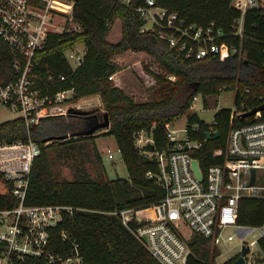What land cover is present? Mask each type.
<instances>
[{
    "label": "trees",
    "instance_id": "obj_1",
    "mask_svg": "<svg viewBox=\"0 0 264 264\" xmlns=\"http://www.w3.org/2000/svg\"><path fill=\"white\" fill-rule=\"evenodd\" d=\"M74 1V20L80 30L51 33L38 53L40 67L43 71L50 70L53 75L48 82L52 93L73 89L75 101L99 93L104 109L93 114L43 116L31 124L18 116L0 123V141L32 139L41 147L30 175L25 198L27 205L64 204L79 208L72 214H65L57 225L49 228L53 253L63 257L74 255L76 244L78 254L84 259L81 264H160L134 233L143 225L151 205L165 194L157 179L159 162L155 157H148L146 151L166 147L169 144L166 122L187 113L190 137L203 141L197 152L202 164L222 161L231 127L242 125L252 117L236 116L231 123L232 110L221 108L209 124L190 111L192 101L200 94L207 106V96L236 89V108H240L242 102L250 108L264 103V6L245 13L244 35L240 37L235 34V21L241 17V11L232 5L233 0H155L158 6L178 13L189 24L207 27L214 22L224 32L221 41L241 50V54H232L225 60L218 57L198 60L171 48L159 29L141 31L145 22L137 8L145 5L146 0H131L128 4L122 0ZM116 18L122 22V39L114 43L107 36ZM79 42L85 45V53L79 66L73 68L65 51ZM128 50L153 55L165 72L156 73L145 66L156 79V84L151 86L153 94L147 100H136L109 78L120 69L113 57ZM10 66L9 48L0 38V79L4 82L8 79L6 74ZM170 75L176 79H169ZM61 76L65 78L61 79ZM144 82L151 81L144 79ZM247 88L249 92H245ZM105 115L109 126L98 129H105L101 133L97 130L89 134L90 128L105 121ZM194 124L199 125L198 131L191 129ZM143 130L152 136L154 143L142 148L136 144V136ZM211 130L220 134L205 141L206 132ZM101 135L114 136L128 170L127 178L108 177L96 145L94 152L99 163L96 175L79 168L73 179L58 174L52 165L50 147L56 143H71L68 147L74 151L77 145L73 143L79 139L94 141ZM14 204L16 200L12 195L0 192V208ZM127 209L134 211V218L128 224L124 223L121 214ZM237 221L250 226L263 225L264 199L243 197L239 202ZM62 231L67 234L66 238L62 237ZM258 247L264 255V235L258 239ZM191 250L188 264H219L220 250L210 239L194 235ZM234 260L231 257L220 264H234ZM13 261V264H47L45 259L38 257L25 260L15 257Z\"/></svg>",
    "mask_w": 264,
    "mask_h": 264
},
{
    "label": "built area",
    "instance_id": "obj_2",
    "mask_svg": "<svg viewBox=\"0 0 264 264\" xmlns=\"http://www.w3.org/2000/svg\"><path fill=\"white\" fill-rule=\"evenodd\" d=\"M122 1L128 4L131 0ZM232 5L241 11V17L235 21V34L243 37L245 13L264 6V0H233ZM74 6V0H0V38L9 48L11 61L6 74L8 79L6 82L0 79V106L20 112L27 124L36 123L43 116L66 115L72 113L71 109L82 107L72 99L73 89L51 92L48 82L53 75L50 70H42L38 56L51 33L80 30L74 20ZM137 11L145 22L142 32L159 29L169 46L187 58L225 60L232 54H241L236 45L221 41L224 32L214 22L207 27L189 24L178 13L158 6L155 0H146ZM84 53L85 49L80 48L65 51L69 62L70 58L74 59L73 68L79 66ZM109 78L116 81L114 74ZM169 79L174 81L176 76L170 75ZM198 96L200 94L194 97L191 108ZM251 109L242 102L240 108L232 110L231 123L236 116L252 119L231 127L220 163L202 164L197 152L203 141L192 139L187 125L173 127L174 121L165 124L169 144L162 149L146 151L148 157H155L159 162L157 179L165 194L151 205L143 225L134 233L160 264H188L191 242L196 234L210 239L220 254L224 244L236 241L240 248L235 258L241 255L244 246H248L245 264H264L260 249L256 254L252 250L253 242L245 240L255 229L260 232L259 238L262 237L264 224L250 226L237 221L243 197L264 199V110L244 116ZM191 129L198 131L199 125L194 124ZM148 143H154L152 136L140 131L136 144L143 148ZM40 153L39 143L32 139L0 141V192L16 200L12 207L0 208V264H13L15 257L21 260L43 258L47 264L57 261L81 264L84 259L78 254L76 244V253L63 257L53 253L49 243V228L57 225L65 214H72L79 208L25 203L33 163ZM113 157L109 152V158ZM252 170H255V181L251 185ZM121 214L126 224L134 218L133 209L123 210ZM231 227L235 233L229 231ZM62 237H67L64 231Z\"/></svg>",
    "mask_w": 264,
    "mask_h": 264
},
{
    "label": "rangeland",
    "instance_id": "obj_3",
    "mask_svg": "<svg viewBox=\"0 0 264 264\" xmlns=\"http://www.w3.org/2000/svg\"><path fill=\"white\" fill-rule=\"evenodd\" d=\"M115 20L116 21H114V24L110 30L112 37L113 35H115V32H119V29L121 31L120 18H116ZM110 39L113 38L110 37ZM71 48L85 49V45L79 42ZM137 55L138 56L135 57L132 62L130 61L128 63L126 62V59L125 62H123L122 57H120L119 63H121V65L117 62L116 63L119 65L120 68H126L124 69L125 74H123L125 78H123L122 83L120 81L117 82L114 79L111 80L117 84H123L120 85L123 86L124 89L129 94H131L136 100L144 101L152 96L153 88H151V86L156 84L155 77L150 74V72L146 71L145 66H149L151 70L156 73L164 74L165 72L160 67L159 62L153 55H150L144 51H141V53ZM69 60L71 65L74 67V59L70 58ZM143 78L151 82L146 84ZM235 99L236 89L223 90L220 95L207 96L208 105L206 106L204 104L203 96L200 95L194 102V106L190 109V111L197 113L200 119L204 120L206 123L211 124L214 120L215 114L218 112L219 109L230 108L231 110H234L236 108ZM100 100L103 104L102 97ZM91 102L93 103L95 102V100H84L81 104L85 106H82L81 110L86 111L87 109H92L93 106H88V104ZM20 115L21 113L18 111L10 110L0 106V123L6 120L16 118ZM187 119L188 116L186 113L182 117L174 120L173 127H185ZM104 130H98L97 132L101 133V131ZM73 144L77 145V148L74 151L73 149L71 150L68 147V145H71V143L68 145L65 143H56L53 147H50L49 149L51 153L52 165L61 177L73 179L75 171L78 168L86 170L93 176L96 175L97 171L99 170V163L95 156L94 145H96L99 151L101 152L103 164L107 170V175L109 178L114 179L118 177H128L127 167L122 159L121 152L113 135H101L99 137H96L94 141L79 139L77 143ZM109 152L113 154V158H109ZM229 231L235 233V229L232 227L229 228ZM259 236V230L255 229L253 230V232H251L245 237V240L249 243L253 242L252 250H254L256 254L258 253L259 248L255 242L257 241ZM221 248V254L217 257V262L219 264L233 257L235 253L239 250L240 246H238L236 241H233L231 243L224 244Z\"/></svg>",
    "mask_w": 264,
    "mask_h": 264
},
{
    "label": "crops",
    "instance_id": "obj_4",
    "mask_svg": "<svg viewBox=\"0 0 264 264\" xmlns=\"http://www.w3.org/2000/svg\"><path fill=\"white\" fill-rule=\"evenodd\" d=\"M120 26H121V31L119 29V32L118 31L115 32V35H113V37L111 36V32H109V34L107 36V39L110 42L113 41L115 43V42H118V41H120L122 39V22L121 21H120ZM110 37L113 38V39H110ZM139 53H141V52H135V51L128 50V51H125V52H123L121 54H118V55L114 56L113 57V61L114 62H117L118 64L121 65V63H119V59H120V57H122V61L123 62H125V59H126V62L127 63L130 62V61L132 62L134 60V58L138 56L137 54H139ZM124 69H126V68H120L119 71H117L114 74V77L116 78V81L117 82L118 81H120L121 83L123 82L122 80H123V78H125V76L123 75V74H125L124 73L125 72ZM121 83H119V84H121ZM121 85H123V84H121ZM92 99H94L95 102L89 103L88 106L89 105L93 106V109H95V112L102 111L104 108H103V104H102V102L100 100L101 99V96H100L99 93H95V94H91L89 96L82 97V98H80L78 100V102L81 104L84 100H92ZM81 106H85V105H82L81 104Z\"/></svg>",
    "mask_w": 264,
    "mask_h": 264
},
{
    "label": "water",
    "instance_id": "obj_5",
    "mask_svg": "<svg viewBox=\"0 0 264 264\" xmlns=\"http://www.w3.org/2000/svg\"><path fill=\"white\" fill-rule=\"evenodd\" d=\"M259 110H264V103L261 104L260 106L252 108L251 110H249L246 113H244V115H251V114H254L255 112H257ZM70 112L77 113V114H79V113H86V114L91 113V114H93V113H95V109H93V108L91 109L90 108V109H87L86 111L85 110L82 111V110H78V108H77V109H71ZM109 124H110L109 119H108L107 115H105V121L101 122L98 125H94L92 128H90L88 130V133L91 134V133H94L95 131H97L98 129L106 128V127L109 126ZM219 134L220 133L217 130H215L213 132L208 131V132H206V138H207V140H209V139H211L213 137H217ZM196 164H197V162H195V165ZM254 181H255V170H252L251 185L254 184ZM142 239L145 240L146 239L145 236H142ZM248 251H249V247L248 246H244L241 255L237 259L234 260V264H245L244 256L248 253Z\"/></svg>",
    "mask_w": 264,
    "mask_h": 264
},
{
    "label": "bare ground",
    "instance_id": "obj_6",
    "mask_svg": "<svg viewBox=\"0 0 264 264\" xmlns=\"http://www.w3.org/2000/svg\"><path fill=\"white\" fill-rule=\"evenodd\" d=\"M82 108L81 107H78V110H81ZM233 258H235V257H233ZM235 259H237V258H235Z\"/></svg>",
    "mask_w": 264,
    "mask_h": 264
}]
</instances>
